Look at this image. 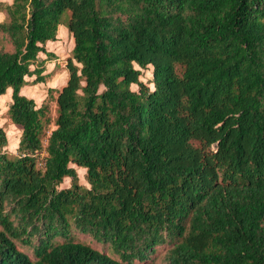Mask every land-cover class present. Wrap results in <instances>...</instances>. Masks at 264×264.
<instances>
[{
    "label": "trees",
    "instance_id": "trees-1",
    "mask_svg": "<svg viewBox=\"0 0 264 264\" xmlns=\"http://www.w3.org/2000/svg\"><path fill=\"white\" fill-rule=\"evenodd\" d=\"M0 13V96L11 90L21 131L9 157L0 126V264H155L167 244L163 264H264V0H12ZM60 25L73 47L52 119L21 90L45 82Z\"/></svg>",
    "mask_w": 264,
    "mask_h": 264
},
{
    "label": "rangeland",
    "instance_id": "rangeland-1",
    "mask_svg": "<svg viewBox=\"0 0 264 264\" xmlns=\"http://www.w3.org/2000/svg\"><path fill=\"white\" fill-rule=\"evenodd\" d=\"M3 3H8L12 0H0ZM4 15V13H2ZM64 27V26H62ZM65 28V27H64ZM66 29V28H65ZM64 35L61 33L58 42H54L49 44L46 48L47 51L52 52L55 54V59L47 62L45 64V72L46 75L45 82L39 84H32V80L34 77L26 78L28 84L24 86L21 90V94L24 96L31 98L35 101L36 106L39 107L43 103H47L49 106V116L53 119L55 117V102L54 97L56 96V90L61 89L63 84L67 80V72L65 70V63L68 58L71 56V50L73 47V42L71 41L70 37H67V30L65 31ZM44 54L39 55V59H45ZM142 76L140 80L147 84L149 87L152 88V85L149 83L151 79V69L148 68L146 70L141 71ZM51 88L54 91L52 92L51 97L48 96L47 90ZM133 90H136L135 86H132ZM11 102V90L8 89L6 94L0 96V126L5 131L7 137V147L5 148L6 152L8 153L9 157H13L16 155V149L18 146L19 138L21 131L15 125L12 124L9 115H8V106ZM49 129H53V124L49 126ZM77 171L78 176V183L82 186L89 187L85 180V170L81 168H77L76 166H72ZM70 186V179L64 178L63 182L59 185V189L68 188ZM71 238L74 242H80L86 245H89L93 249L107 254L111 257L117 258L115 256L110 247L108 245H103L95 241L92 237L88 235H84L78 233L75 230L71 232ZM17 246L24 251L29 257L34 259L32 250L22 245L20 242L16 243ZM170 245H163L155 248L153 254L150 255L149 260L147 263H155V264H163V258L166 251L170 248ZM135 264H140L135 262Z\"/></svg>",
    "mask_w": 264,
    "mask_h": 264
},
{
    "label": "crops",
    "instance_id": "crops-1",
    "mask_svg": "<svg viewBox=\"0 0 264 264\" xmlns=\"http://www.w3.org/2000/svg\"><path fill=\"white\" fill-rule=\"evenodd\" d=\"M8 3H10V2H8ZM4 19V15L2 14V13H0V21H2ZM62 26H64V25H60L59 27H58V31H57V40L59 39V37H60V34L62 33L63 35H64V33H66L65 31L67 30V29H65L64 27H62ZM67 37H70V39H71V41L73 42V40H72V38H71V36L69 35V34H67ZM54 41V42H58V41ZM54 42H48L47 44H46V47L49 45V44H51V43H54ZM47 49V48H46ZM65 84V83H64ZM63 84V85H64Z\"/></svg>",
    "mask_w": 264,
    "mask_h": 264
},
{
    "label": "built area",
    "instance_id": "built-area-1",
    "mask_svg": "<svg viewBox=\"0 0 264 264\" xmlns=\"http://www.w3.org/2000/svg\"><path fill=\"white\" fill-rule=\"evenodd\" d=\"M41 164H42V163L40 162V164H39V165L41 166Z\"/></svg>",
    "mask_w": 264,
    "mask_h": 264
}]
</instances>
